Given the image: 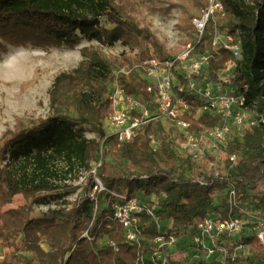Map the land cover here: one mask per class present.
<instances>
[{
  "label": "trees",
  "instance_id": "obj_1",
  "mask_svg": "<svg viewBox=\"0 0 264 264\" xmlns=\"http://www.w3.org/2000/svg\"><path fill=\"white\" fill-rule=\"evenodd\" d=\"M224 15H216L199 41L193 40V55L211 51L213 32L232 36L240 43V58L219 47L212 53L204 73L212 80L229 62L235 63L231 85L244 86L246 108L264 116V0H218ZM201 8L207 0L198 1ZM194 17L184 16L178 25L181 31H194ZM103 20L111 27L108 28ZM82 40L98 41L111 47L116 42L129 52L120 55L106 53L92 46L80 49L82 60L70 72L59 74L49 91L50 117L24 126L18 120L14 131L4 134L0 145V246L11 250L0 264H155V239L160 235L152 219L139 216V240L128 244L123 228L112 218V211L102 201L106 192L76 201L68 210L48 209L33 214L32 205L46 193L62 189L64 198L76 187L52 186L30 179V184L18 177L12 164L30 163L37 171L53 175L50 164L65 157L67 173L75 167L88 172L92 163L100 162L96 175L108 191L146 200L152 195L161 199L155 216L167 226L164 236L178 239L176 247L196 235L197 227L209 213L221 218L241 216L245 202L252 201L258 210L264 209V130L261 126L246 129L235 137L228 148L237 155V166L230 172L238 206L229 214L224 184L202 187L185 177L189 162L179 159L161 125H148L145 134L159 135L160 144L152 149L145 136L118 142L103 129V121L112 111L108 98V83L113 71L125 70L117 80L127 96L139 99L151 107L152 95L146 92L147 81L139 68L155 57L172 59L161 41L130 15L129 9L117 0H0V52L4 43L13 46L31 44L74 49ZM134 50L136 53L132 54ZM190 105L192 129L215 127L220 117L209 113L193 116L201 101L189 92L181 95ZM87 130L97 139H86ZM103 142V145H102ZM104 151L131 168L125 174L103 159ZM146 176L147 180L142 177ZM223 199L215 203V194ZM22 195L23 205L3 210L13 198ZM86 233V236H83ZM238 243L250 248L248 257L225 258L218 262L193 264H264V249L253 235H242ZM46 244L48 250L42 247ZM176 249V248H174ZM174 249L171 252H174ZM170 252V254H171ZM172 264H180L172 262Z\"/></svg>",
  "mask_w": 264,
  "mask_h": 264
},
{
  "label": "built area",
  "instance_id": "obj_2",
  "mask_svg": "<svg viewBox=\"0 0 264 264\" xmlns=\"http://www.w3.org/2000/svg\"><path fill=\"white\" fill-rule=\"evenodd\" d=\"M216 15H224L218 0H209L207 8L194 17L191 24L194 28L195 40L199 41L209 22ZM212 48L202 54L193 55V44L184 46L183 52L172 59L160 61L151 57L139 68V73L148 85L146 92L152 95L151 107L139 99L126 95L117 77L128 72L114 70V78L108 83V98L112 111L103 121V129L108 136L118 142H126L145 136L152 149L160 144L156 133L145 134L148 125H161L165 133L168 128L176 129L179 138L175 152L179 159L189 162V170L185 177L199 186L206 187L224 184V195L229 214L238 206L234 182L229 178L230 172L237 166V155L229 154L228 148L234 132H242L253 126H261L264 130V116L254 109L246 108V91L231 85L235 63L229 62L220 71L216 80L210 79L204 70L212 53L219 47L229 50L236 59L240 58V43L230 35L222 34L217 29L213 32ZM182 62L187 66H179ZM233 64V67L230 65ZM189 92L201 101V106L193 116L197 119L203 113L218 115L219 123L212 128L192 129L190 105L181 96ZM103 145V142H102ZM100 166L97 162L90 172L92 187L89 197L106 192L102 201L104 207L112 211V218L123 228L128 244L139 240V216L146 213L157 227L160 235L155 239L157 246L152 260L155 264H172L170 252L176 248L178 239L164 236L162 222L155 216L160 197L152 195L145 201L126 194L108 191L96 175ZM147 180L146 176L142 177ZM216 195V194H215ZM241 216L229 215L221 218L219 214L209 213L197 227L196 235L190 240L195 251L205 259L225 261V258H246L250 248L238 242L234 237L253 235L264 249V218L254 221L246 219V211L240 209ZM86 236V233L83 235Z\"/></svg>",
  "mask_w": 264,
  "mask_h": 264
},
{
  "label": "rangeland",
  "instance_id": "obj_3",
  "mask_svg": "<svg viewBox=\"0 0 264 264\" xmlns=\"http://www.w3.org/2000/svg\"><path fill=\"white\" fill-rule=\"evenodd\" d=\"M129 9L141 26H148L150 31L161 41L166 50L174 56L183 52L184 46L192 43L195 39L194 31H181L178 25L184 16L197 17L203 9L199 0H117ZM209 1V0H207ZM106 27L111 26L103 20ZM4 50L0 52V145L2 137L15 129L18 120L24 121V126H30L33 122L50 117L49 91L54 79L61 73L70 72L82 60L80 49L92 46L106 53L120 55L123 51L129 52L127 47L116 42L111 47L101 44L98 41L87 42L82 40L74 49L65 47L50 46L42 48L31 44L13 46L4 43ZM137 50L131 52L136 53ZM189 63L182 62L179 66H187ZM233 67V64L230 65ZM167 139L173 149L177 147L179 140L176 129L168 128ZM242 133V132H240ZM234 132L232 137H241L242 134ZM86 139H97V136L87 130L83 133ZM103 159L127 174L131 168L123 161L113 158L110 152L104 151ZM4 162L0 160V165ZM68 162L65 157L57 158L50 164V171L53 175H45L42 172L34 174V166L30 163L12 164L14 173L25 183L30 184V179L35 177L36 181H44L52 186L62 187L64 185L76 187V191L64 198L60 197L62 189L46 193L45 198H39L32 205L33 214L37 215L46 212L48 209L65 208L70 209L76 201L88 197L91 191L90 172L76 168L72 172H66ZM96 163H92V167ZM264 184L257 186L261 191ZM223 199V193L215 195V203ZM25 199L17 195L12 202L3 207V210L14 209L23 205ZM243 210L246 211V219L256 220L264 218V209L258 210L252 201L245 202ZM164 225V233L167 230ZM244 235V234H243ZM242 236V235H241ZM239 237H234L237 242ZM42 247L48 250L46 244ZM11 250L0 246V260L9 254ZM172 261L180 264H193L196 262H210L201 253L190 249L187 242L179 244L174 252H171Z\"/></svg>",
  "mask_w": 264,
  "mask_h": 264
}]
</instances>
